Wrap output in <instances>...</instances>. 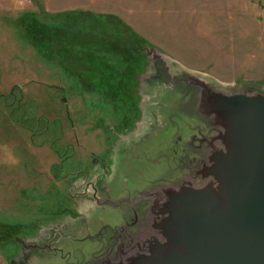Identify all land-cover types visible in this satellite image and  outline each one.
I'll return each instance as SVG.
<instances>
[{"label": "rangeland", "instance_id": "1", "mask_svg": "<svg viewBox=\"0 0 264 264\" xmlns=\"http://www.w3.org/2000/svg\"><path fill=\"white\" fill-rule=\"evenodd\" d=\"M168 75L264 90V0H0V264H84L174 178Z\"/></svg>", "mask_w": 264, "mask_h": 264}, {"label": "water", "instance_id": "2", "mask_svg": "<svg viewBox=\"0 0 264 264\" xmlns=\"http://www.w3.org/2000/svg\"><path fill=\"white\" fill-rule=\"evenodd\" d=\"M170 76L162 81L189 88L190 131L169 149L175 176L139 191L135 221L103 228L84 264H264V90Z\"/></svg>", "mask_w": 264, "mask_h": 264}, {"label": "crops", "instance_id": "3", "mask_svg": "<svg viewBox=\"0 0 264 264\" xmlns=\"http://www.w3.org/2000/svg\"><path fill=\"white\" fill-rule=\"evenodd\" d=\"M83 1H87V0H83ZM47 4V3H46ZM47 7H48V4H47ZM56 8H58V7H56Z\"/></svg>", "mask_w": 264, "mask_h": 264}, {"label": "trees", "instance_id": "4", "mask_svg": "<svg viewBox=\"0 0 264 264\" xmlns=\"http://www.w3.org/2000/svg\"><path fill=\"white\" fill-rule=\"evenodd\" d=\"M39 25L41 26V24H39ZM39 25H38V26H39Z\"/></svg>", "mask_w": 264, "mask_h": 264}, {"label": "bare ground", "instance_id": "5", "mask_svg": "<svg viewBox=\"0 0 264 264\" xmlns=\"http://www.w3.org/2000/svg\"><path fill=\"white\" fill-rule=\"evenodd\" d=\"M95 240V239H94Z\"/></svg>", "mask_w": 264, "mask_h": 264}]
</instances>
